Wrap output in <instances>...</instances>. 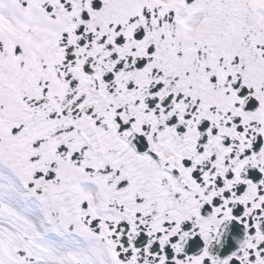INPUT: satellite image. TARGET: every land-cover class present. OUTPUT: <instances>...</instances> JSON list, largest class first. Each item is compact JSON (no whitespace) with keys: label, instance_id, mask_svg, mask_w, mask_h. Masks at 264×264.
<instances>
[{"label":"snow or ice","instance_id":"6c2138e0","mask_svg":"<svg viewBox=\"0 0 264 264\" xmlns=\"http://www.w3.org/2000/svg\"><path fill=\"white\" fill-rule=\"evenodd\" d=\"M0 264H264V0H0Z\"/></svg>","mask_w":264,"mask_h":264}]
</instances>
